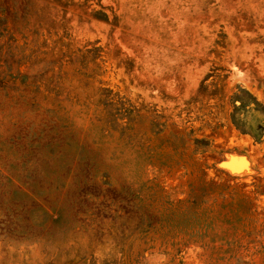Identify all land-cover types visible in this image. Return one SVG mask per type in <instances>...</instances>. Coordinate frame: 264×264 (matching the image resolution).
I'll return each instance as SVG.
<instances>
[{
  "label": "rangeland",
  "instance_id": "rangeland-1",
  "mask_svg": "<svg viewBox=\"0 0 264 264\" xmlns=\"http://www.w3.org/2000/svg\"><path fill=\"white\" fill-rule=\"evenodd\" d=\"M262 123L264 0H0V264H264Z\"/></svg>",
  "mask_w": 264,
  "mask_h": 264
},
{
  "label": "bare ground",
  "instance_id": "bare-ground-1",
  "mask_svg": "<svg viewBox=\"0 0 264 264\" xmlns=\"http://www.w3.org/2000/svg\"><path fill=\"white\" fill-rule=\"evenodd\" d=\"M222 166L229 168V171L233 175H241L243 172L240 170V168L236 165L229 164V163H223Z\"/></svg>",
  "mask_w": 264,
  "mask_h": 264
},
{
  "label": "trees",
  "instance_id": "trees-1",
  "mask_svg": "<svg viewBox=\"0 0 264 264\" xmlns=\"http://www.w3.org/2000/svg\"><path fill=\"white\" fill-rule=\"evenodd\" d=\"M256 104V103H255ZM257 105V104H256ZM262 129L264 130V123H262Z\"/></svg>",
  "mask_w": 264,
  "mask_h": 264
}]
</instances>
